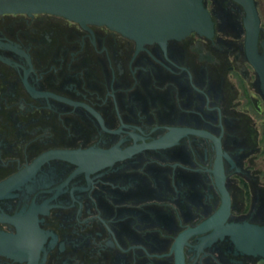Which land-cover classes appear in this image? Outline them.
I'll return each mask as SVG.
<instances>
[{"label":"flooded vegetation","instance_id":"flooded-vegetation-1","mask_svg":"<svg viewBox=\"0 0 264 264\" xmlns=\"http://www.w3.org/2000/svg\"><path fill=\"white\" fill-rule=\"evenodd\" d=\"M203 2L213 35L165 43L0 16V264H264L249 13Z\"/></svg>","mask_w":264,"mask_h":264},{"label":"water","instance_id":"water-1","mask_svg":"<svg viewBox=\"0 0 264 264\" xmlns=\"http://www.w3.org/2000/svg\"><path fill=\"white\" fill-rule=\"evenodd\" d=\"M239 1L248 9L247 53L264 94V55L258 52L260 18L253 0ZM6 14L57 15L83 26H106L140 43H165L193 32L209 37L214 33L212 15L203 0H0V16ZM177 264H184L181 250Z\"/></svg>","mask_w":264,"mask_h":264}]
</instances>
